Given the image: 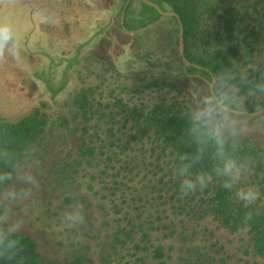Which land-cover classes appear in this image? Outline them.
Here are the masks:
<instances>
[{"label":"rangeland","instance_id":"rangeland-1","mask_svg":"<svg viewBox=\"0 0 264 264\" xmlns=\"http://www.w3.org/2000/svg\"><path fill=\"white\" fill-rule=\"evenodd\" d=\"M128 2L0 3V20L13 25L22 49L20 61H0V119L37 112L44 121L20 160L40 184L13 207V218L24 221L19 234L60 262L85 255L99 264H158L153 246L161 245L167 264H264L246 229L227 230L208 207L184 211L198 201L182 195L176 158H157L139 114L155 105L185 114L202 81L184 72L177 22L163 18L142 29L146 9ZM122 19L138 28L125 30ZM87 147L93 157L82 154ZM241 151L254 157L241 187L256 189L253 205L264 209V143L250 140ZM73 204L86 223L69 231L61 214Z\"/></svg>","mask_w":264,"mask_h":264},{"label":"clouds","instance_id":"clouds-1","mask_svg":"<svg viewBox=\"0 0 264 264\" xmlns=\"http://www.w3.org/2000/svg\"><path fill=\"white\" fill-rule=\"evenodd\" d=\"M21 53L15 28L0 20V61L7 57L20 61ZM207 76L200 78L202 82L192 92L193 102L185 112L187 146L194 150L179 157L180 191L187 196L215 180L247 209L260 193L241 187L254 160L241 149L250 140L264 143V57L233 60L228 67L208 71ZM205 159L210 170L197 171ZM39 184L31 164H22L15 154L0 152V264H27L24 244L18 236L24 221L13 218V207L28 200ZM253 215L247 211L243 223L249 224ZM61 216L62 227L69 231L86 223L79 204L70 205Z\"/></svg>","mask_w":264,"mask_h":264},{"label":"trees","instance_id":"trees-1","mask_svg":"<svg viewBox=\"0 0 264 264\" xmlns=\"http://www.w3.org/2000/svg\"><path fill=\"white\" fill-rule=\"evenodd\" d=\"M150 1L180 16L184 26L185 56L194 65L185 67L184 72L198 81H202L200 78L207 79L208 71L230 66L233 60L255 61L264 57V0ZM141 4L148 14L146 21H139L140 27L144 28L158 21L160 14L143 0ZM125 27L127 30L138 28L128 22ZM139 121L145 131L154 135L153 145L154 150H157L154 153L158 159L169 152L176 158V164L180 165L179 157L194 150L187 146L185 114L175 107L155 105L147 113H140ZM43 128L44 121L37 112L18 122L0 119V152L15 154L19 160L23 159L28 146L38 138ZM82 154L93 157L95 148L87 147ZM210 167L209 161L205 159L197 171H208ZM176 186L179 187V184ZM210 193L212 197H208ZM191 194L192 199L198 202H194L192 208L186 205L184 211L190 208L197 212L208 207V214L214 216L227 230L238 232L246 229L254 252L264 257L263 208L250 205L245 209L241 202L233 199L234 193L225 191L215 180L203 190ZM174 207L178 208L176 205ZM247 211H252L254 215L252 221L245 225L243 218ZM18 236L24 244L27 264H99L85 255H73L62 262L56 261L40 251L37 240L25 234ZM145 237L148 238V235ZM153 257L158 264H167L163 246H153ZM103 262L110 264L106 260Z\"/></svg>","mask_w":264,"mask_h":264},{"label":"water","instance_id":"water-1","mask_svg":"<svg viewBox=\"0 0 264 264\" xmlns=\"http://www.w3.org/2000/svg\"><path fill=\"white\" fill-rule=\"evenodd\" d=\"M143 1L146 4L154 7L158 11V13L160 14L159 20L163 18H175L176 19V22L179 27L178 50H179L180 57L182 61L184 62L185 67L194 66L191 62L188 61V59L185 56L184 26H183L182 20L180 16L178 15V13H176L175 11L164 10L159 5H157L156 3L150 0H143Z\"/></svg>","mask_w":264,"mask_h":264},{"label":"flooded vegetation","instance_id":"flooded-vegetation-1","mask_svg":"<svg viewBox=\"0 0 264 264\" xmlns=\"http://www.w3.org/2000/svg\"><path fill=\"white\" fill-rule=\"evenodd\" d=\"M129 2H130V0H129ZM129 2H128V3H129ZM143 2H144V1H143ZM144 3H145V2H144ZM157 5H158V4H157ZM126 8H127V7H124L123 10H122V18H123V19H124L125 15H126V12H127V11H126ZM123 13H124V14H123ZM159 18H160V17H159ZM123 19H122V23H121V24H122V27H123L125 30H127L126 27H125V23L123 22ZM158 21H159V20H158ZM158 21H156V22H154V23H157ZM152 24H153V23H152ZM152 24H150V25H148V26H146V27H144V28H147V27L151 26ZM142 29H143V28H142ZM127 31H132V30H127ZM184 68H185V66H184Z\"/></svg>","mask_w":264,"mask_h":264},{"label":"crops","instance_id":"crops-1","mask_svg":"<svg viewBox=\"0 0 264 264\" xmlns=\"http://www.w3.org/2000/svg\"><path fill=\"white\" fill-rule=\"evenodd\" d=\"M50 35H52V34H50Z\"/></svg>","mask_w":264,"mask_h":264}]
</instances>
